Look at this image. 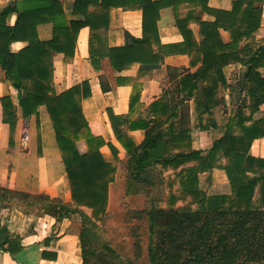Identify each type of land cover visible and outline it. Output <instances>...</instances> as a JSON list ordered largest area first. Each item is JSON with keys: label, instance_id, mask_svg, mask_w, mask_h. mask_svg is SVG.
I'll return each mask as SVG.
<instances>
[{"label": "trees", "instance_id": "1", "mask_svg": "<svg viewBox=\"0 0 264 264\" xmlns=\"http://www.w3.org/2000/svg\"><path fill=\"white\" fill-rule=\"evenodd\" d=\"M64 1L15 0L0 9V68L17 90L18 106L9 95L0 97V101L3 123L10 129V145L16 137L18 107L24 119L36 116L38 126L39 109L48 107L71 202L0 186V210L16 203L26 214L55 218L56 225L79 217L82 264H135L108 244L101 250L96 247V229L108 211L119 158L111 143L92 134L84 116L82 102L91 97L90 84L83 81L59 94L55 89V55L62 54L65 63H73L79 31L88 27L90 60L97 72L102 70L105 57L117 73L140 64V74H147L160 67L166 56L177 53L187 54L191 67L201 65L193 75H184L179 92L189 99L194 97L202 130L215 126L209 120L222 101L218 81L227 85L223 68L236 63L246 67L239 83L231 86L239 99L238 107L224 135L214 141L207 155L191 149L190 128L186 127L189 119L181 116L179 105L171 101L168 91L135 118L141 87L133 85L128 114L116 115L109 109L108 116L128 157L127 192L138 193L141 184L157 181L165 189L167 199L163 203H155L148 212H138V216L148 218L149 264H264V158L250 154L253 142L264 139V118L254 119L264 105V75L260 71L264 68V0H233L231 10L209 8L202 6V0H195L196 12L206 11L215 21L205 22L194 16L192 22L199 25L200 39L196 40L189 18L177 16L184 41L169 45L161 44L157 24L160 10L169 5V0H74L70 20ZM111 8L141 10L143 36L137 38L126 32L123 46L105 45L103 36L109 28ZM13 14L16 21L11 25ZM46 23L53 25V35L41 40L38 26ZM221 30L228 33L227 42ZM259 35L262 38L257 41ZM18 41L27 44L13 52L11 44ZM145 43L153 47V54L141 53ZM213 70L219 72L220 79ZM138 129L145 131L139 145L131 136ZM80 142L85 144L83 152L78 147ZM104 145L111 149L115 162L104 158ZM215 168L225 171L230 195L208 196L200 189L199 176Z\"/></svg>", "mask_w": 264, "mask_h": 264}, {"label": "crops", "instance_id": "2", "mask_svg": "<svg viewBox=\"0 0 264 264\" xmlns=\"http://www.w3.org/2000/svg\"><path fill=\"white\" fill-rule=\"evenodd\" d=\"M15 0H0V9L6 8ZM206 1V2H205ZM74 0H65L64 8L68 19H73L72 7ZM233 0H202V6L220 10H231ZM198 3L195 0H169V5L160 10L158 31L163 45L176 44L184 41V37L177 27V16L189 18L190 28L196 40H199V25L193 23L194 16H199L205 22L215 21V17L206 11L196 12ZM264 8V6H263ZM195 10V11H194ZM200 10V9H199ZM16 14L10 17L13 25ZM264 30V11L262 17ZM141 38L143 36V14L139 9L111 8L109 12V28L104 37V44L108 47L123 46L125 33ZM41 40H49L53 35V25L46 23L38 26ZM225 42L229 40L228 33L221 30ZM260 36V35H259ZM262 36L259 38L261 39ZM90 30L88 27L79 31L75 59L71 64L63 61L62 54L54 57V82L56 92L62 93L70 87L88 81L91 97L84 99L82 109L93 135L101 137L106 143H111L118 150L119 168L115 182L110 189L118 184L120 178H125V163L128 159L126 151L117 141L108 110L116 115H127L133 85L141 87L137 118L141 112L158 100L165 92H169L171 101L179 105L180 114L189 119L191 149L202 155H207L215 140L222 137L226 131L232 113L239 104V99L231 86L239 83L246 67L236 63L223 68L222 73L227 85L218 77V97L221 99L212 112L214 117L209 123L215 126L202 130L199 126L198 111L194 97L192 99L180 93V82L184 75H193L201 65L190 66L187 54L177 53L164 58L160 67L147 74H140V64L120 73L115 72L108 57L102 61V70H94L89 53ZM27 43L14 42L11 50L17 52ZM143 55L153 54V47L145 43L141 47ZM264 75V68L260 69ZM201 83V88H203ZM230 85V87H228ZM106 88V91L104 90ZM9 95L15 106H18V93L11 81L6 79L5 72L0 68V97ZM18 122L16 137L10 145V129L3 123V109L0 101V186L9 190L30 194H45L51 198H59L66 203L71 202L70 187L67 173L62 162L61 154L56 142L55 132L51 122V112L48 107L39 109V130L35 129L36 116L24 119L18 107ZM264 118V105L255 114L254 119ZM25 122L27 125L24 126ZM26 127L27 139L23 132ZM134 142L139 145L145 138V131L138 129L131 132ZM39 142V144H38ZM83 152L85 144L78 143ZM104 158L108 162H115L108 145L101 148ZM250 154L264 158V139L253 142ZM225 160L223 159V163ZM199 187L213 195H230L231 187L224 170L215 168L212 172L199 176ZM88 213V210H86ZM19 248V250H18ZM14 251V252H13ZM0 264H82V252L78 233L73 230L71 219L56 225V219L44 214L23 212L16 203L0 210Z\"/></svg>", "mask_w": 264, "mask_h": 264}, {"label": "rangeland", "instance_id": "3", "mask_svg": "<svg viewBox=\"0 0 264 264\" xmlns=\"http://www.w3.org/2000/svg\"><path fill=\"white\" fill-rule=\"evenodd\" d=\"M261 36L257 37V41H260ZM26 125L27 122L24 126ZM35 129L39 130L37 124ZM124 179L121 177L118 184L109 191L107 214L96 229L99 237L96 247L101 250L104 244H108L121 257L133 260L135 264H149L148 218L146 215L138 216V212H148L155 203H163L167 199L165 189L159 181L149 184L147 182L141 184L140 192L132 194L127 192V181ZM71 222L73 230L79 233L80 218L74 217Z\"/></svg>", "mask_w": 264, "mask_h": 264}, {"label": "built area", "instance_id": "4", "mask_svg": "<svg viewBox=\"0 0 264 264\" xmlns=\"http://www.w3.org/2000/svg\"><path fill=\"white\" fill-rule=\"evenodd\" d=\"M23 136H24V139H27V131H26V127H25V129H24Z\"/></svg>", "mask_w": 264, "mask_h": 264}]
</instances>
